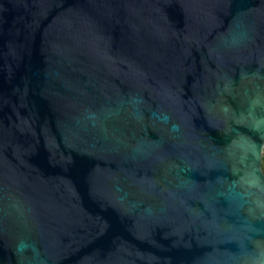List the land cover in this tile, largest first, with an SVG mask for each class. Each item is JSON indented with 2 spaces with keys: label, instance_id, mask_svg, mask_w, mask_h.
Masks as SVG:
<instances>
[{
  "label": "water",
  "instance_id": "95a60500",
  "mask_svg": "<svg viewBox=\"0 0 264 264\" xmlns=\"http://www.w3.org/2000/svg\"><path fill=\"white\" fill-rule=\"evenodd\" d=\"M264 0H0V264H264Z\"/></svg>",
  "mask_w": 264,
  "mask_h": 264
},
{
  "label": "trees",
  "instance_id": "16d2710c",
  "mask_svg": "<svg viewBox=\"0 0 264 264\" xmlns=\"http://www.w3.org/2000/svg\"><path fill=\"white\" fill-rule=\"evenodd\" d=\"M262 170L264 172V150H263V155H262Z\"/></svg>",
  "mask_w": 264,
  "mask_h": 264
}]
</instances>
